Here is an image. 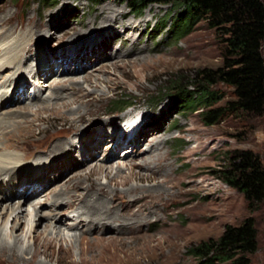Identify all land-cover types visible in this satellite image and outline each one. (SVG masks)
Here are the masks:
<instances>
[{"label":"rangeland","instance_id":"rangeland-1","mask_svg":"<svg viewBox=\"0 0 264 264\" xmlns=\"http://www.w3.org/2000/svg\"><path fill=\"white\" fill-rule=\"evenodd\" d=\"M108 9L118 11L114 21L110 18L105 20L104 11ZM172 9L171 6L153 5L143 15L135 16L123 0H59L57 3L55 0H0V64L6 62L4 54L20 39L24 38L31 49L28 57L23 55L20 59L22 71L15 68L2 72L0 93L6 90L9 94L7 105L1 108L0 104V120L9 112L25 106L31 110V119L40 115L43 119V122L34 123L35 137L30 139L25 151L2 150L1 153L20 157L24 174L38 166L55 169L51 174L52 178L55 177L54 180L44 190L55 187L57 195L64 192V198L74 193L73 184L80 179L85 182V177L102 164L105 169L93 180L97 185L107 187L111 193L117 191L123 194L125 200L113 199L112 196L108 199L122 215L129 205L132 206L135 197L144 194L141 190H150L157 182L132 178L127 186H116L114 182L110 184V180L121 183L130 171L143 176L154 172L155 163L150 155L144 157V154L156 143L150 144L144 140L135 147L126 142L111 157L112 150L105 140V144L97 151H90L95 156L92 159L84 157V161H87L83 163V156L87 151L82 146H77L82 135L106 125L107 122H113L109 129L115 130L116 136L128 138L127 126L136 120L139 123V128L136 129L143 131L147 128L145 135L150 133L152 137H157L156 132H159L160 143L156 149L161 152L165 167L171 169L166 170L169 172L166 175L163 170V174L158 175L161 180L166 176L169 182L167 190L173 195L169 204L147 208L142 212H138L137 205H134L132 213L137 212L136 215L132 216L130 213L131 216L127 218L134 219L133 222L129 221L133 228L122 234L116 232V226H112L111 230L96 226L100 221L95 222L97 224L90 228V232L85 233L83 239H79L82 227L77 232H69L64 227L65 232L61 235L65 240L59 237L50 250L55 255L54 259L48 260L40 255L36 264H59V258L66 259L61 264H199V260L191 253L192 248L211 239L217 240L226 226H239L249 217L256 221L259 247L247 259L249 264H264V202L254 212H250L244 196L219 178L220 172L241 152H252L264 166V115L258 117L235 114L214 126H207L201 111L191 112L174 107L172 94L164 95V87L178 76L190 80L202 70L220 68L226 37L222 32L211 29L207 22L201 21L178 40V33L173 34L171 29L178 18L177 13H174V18L170 16ZM120 13L124 14L123 19ZM127 22L137 24L139 28L123 31L121 23ZM13 29L15 32L12 35H5L10 30L14 31ZM107 40H111L110 45L106 44ZM63 49L70 53L74 49L81 52L83 49L85 52L93 49L96 52L86 56L83 62L76 60V63H72L71 71L75 73L60 76L63 71L60 72L55 67L46 78H35V72L41 69L40 63H44L45 71L49 70L53 64L50 61L53 55L59 57V51ZM117 52L122 54L121 58L115 56L118 55ZM89 74L93 77V84L90 85L85 83L84 78ZM73 77L83 85L81 90L68 91L70 94H64L67 98L62 100L59 96L52 95V83L62 80L66 84ZM96 78L100 79L97 83ZM20 80L24 83L19 82ZM18 82V92L26 93L24 97H20V101H17L18 97L15 98L13 93ZM34 89L38 91L36 99L39 101L31 99L35 94ZM212 89L223 97L219 105L233 98V90L223 84L219 83ZM82 92L88 96H81L77 101L70 99L74 94L82 95ZM119 101H129L133 103V107L120 114L119 111H114V105ZM87 103L92 104V110L85 113L89 119L77 125L80 127L79 131L76 133L70 126H64L59 117L71 116V112L85 107ZM53 104L50 109L38 110L39 107ZM127 123L129 124L126 126ZM109 129L106 127L105 130ZM98 133L101 134V131ZM11 134L12 128L4 133V137L9 139ZM85 136L91 138L89 134ZM58 141L72 144L75 150L64 156L48 157L51 148ZM128 147L133 151L132 154L123 152ZM119 171L120 174L117 173ZM56 177L59 179L56 180ZM3 179L7 183L8 176L4 175ZM39 186L38 182L36 187ZM88 186L85 183V187ZM131 188H139L140 192L129 194ZM82 193L85 194L84 190L79 192ZM17 199V196L7 201L4 199L1 207L16 203ZM40 202H46L42 209ZM73 202L69 198L66 205L61 207L56 205L51 196L49 200L45 196H38L26 202L20 211L22 214L28 211L34 213L37 208L48 218L49 211L60 210L59 212L67 214L66 222H69V218L78 216L77 212L83 205L78 202L77 208L67 212V205L71 206ZM59 212L56 211V214ZM2 222L0 219V225ZM45 224V221L41 223L38 231H44ZM85 225L88 226L89 221ZM11 226V223L7 226L6 239L11 244L15 238L20 239L21 243L16 246V250L24 255L26 263L30 262L35 243L28 227L24 231L17 230L14 238H11ZM44 237L52 238L56 235L48 230ZM158 241L161 242L158 248L142 249L143 245L156 244ZM60 248L66 252L71 251V258L66 252L60 251ZM9 256L0 257V264H12Z\"/></svg>","mask_w":264,"mask_h":264},{"label":"bare ground","instance_id":"bare-ground-1","mask_svg":"<svg viewBox=\"0 0 264 264\" xmlns=\"http://www.w3.org/2000/svg\"><path fill=\"white\" fill-rule=\"evenodd\" d=\"M104 13H105V20L110 18L111 21H114V19L117 18L118 11L113 10V9H108V10H105ZM120 17H121V19H123L124 14L120 13ZM121 25H122L123 31L124 30L133 31V30L139 28V25L132 24L131 22H127L126 24L121 23ZM46 29H47V27H46ZM14 32H15V30L14 31L10 30V32L6 33L5 35H10V34L12 35ZM117 34H115V37H117ZM23 39L16 41L14 43V45L11 46L12 48L9 51L7 50L8 52L6 54H4L5 57L7 58V60L5 63L0 64V79L2 78L1 77L2 72L6 71L8 69H15V68H17L18 70L22 69V64H20V59H22L24 56L28 57V54L31 50L29 44L26 41H24ZM104 39H107V38H104ZM106 44L110 45L111 40H109V42L107 40ZM98 45H99V43H98ZM102 46H104V45H102ZM27 49H29V50L27 51ZM98 49H99V47H98ZM102 49L104 50V48H102ZM88 51L89 52H87V51L85 52L84 49L82 52L78 49H74V52H71V53L68 52V50H66V49L59 51V54H58L59 57H56L55 55H53V57L51 56L52 59L50 61L53 62V64L50 66L49 70L45 71L44 70V67H45L44 63L43 62L40 63L41 69L38 72L37 71L35 72V74H36L35 78H36V76L38 77L39 80L46 78L49 75V73L53 72V69L55 67L59 68L60 72L63 71L62 73H60V76H65L66 74L75 73V72L71 71L70 66L74 62L76 63V60L83 62V60L86 58V56H90V54L93 53L95 50L92 49V50H88ZM118 52H121V51H118ZM118 52H117L118 55H115V56L121 58L122 54H119ZM66 55H68L69 57H67ZM58 60H61V61L58 62ZM23 65H25V64H23ZM29 68H31V67H29ZM74 70L76 71L79 69H74ZM20 71H22V70H20ZM74 78L75 77L69 79L67 81L68 83H66V84L62 83V80H60V81L56 80L57 83L56 82L52 83L50 85V88L54 89V91H53L54 93H52V95H55V97L59 96L60 99L62 100V99L67 98L66 95H64V94H68L69 93L68 91L77 92L78 90H81L83 85L78 80H76ZM84 78H85V83H87L89 85L93 84L92 83L93 77L90 76V74ZM95 80L97 83V81H99L100 79L96 78ZM19 82L24 83V81H22V80H20ZM19 82L15 84V87H14L15 90L13 91V93L15 94L14 97L15 98H16V96L18 97L17 101H20V97H24L26 95V93H24V92L23 93L18 92V89L20 88ZM67 84H69V85H67ZM25 88H27V87H25ZM2 89H4V88H2ZM36 89H34L35 94L31 98L33 100L38 99V96H37L38 91ZM2 91L3 92L0 93L1 108L4 107V105H7V103H8L7 96L9 94L8 91H6V90H2ZM81 94L82 95L74 94L71 96V98L70 97L69 98L71 100L73 99V101H75V100L77 101L78 99L81 98V96L85 97L87 95V94H85V92H82ZM26 99L30 100L28 98H26ZM93 99L96 100L95 97ZM37 101H39V100H37ZM51 106H54V104L39 107L38 110H39V112H40V110H47V109H50ZM1 108H0V110H1ZM89 110H92V104L91 103H87V105L85 107L80 108L79 110H77L75 112H71V116L59 117V119H61L64 122V126L65 125L70 126V128L76 130L75 132L77 133L79 131L78 129H80V127H78L77 125L82 124L89 119L88 118L89 116L87 117L85 114ZM30 112H31V110L29 108H27V106H25L24 108H21L19 110L9 112L6 115L7 117L4 116L0 120V211H1L0 219L3 220L2 224L0 225V257H6L9 254L12 258V261H11L12 264H36L35 261L40 255L44 256L48 260H53L55 255H54V253H50V250L52 248H54V246L56 245V239H58L59 237L61 238V240L64 239V238H62L61 234L62 233L64 234L65 230H67L69 232L70 231L77 232V231H79V228L82 227L81 232L79 231V239H83V237L85 236V233L90 232L89 231L90 228L94 227L97 224V223L95 224V222L100 221V223L96 226L102 227L101 229H103V230L104 229L105 230L106 229L111 230L112 226L113 227L116 226V228H117L116 232H119L120 234H122V233H125L124 232L125 230H129V229L133 228L132 224H129V221L133 222L134 219H127V218H129L131 216L130 213L134 212V210H133L134 205H137L136 207L138 208V212H142V211H145L147 208H155L157 206L159 207L160 205L166 206L167 204H169V202H171L173 195L167 190L168 189L167 184H169L167 177L164 176L162 178V180L160 178H158V175H162L163 173L166 175L169 173V172L167 173V171H166L168 169V167H165L166 163L164 160H162L163 157H162L161 152L159 151L158 148L156 149V146L160 143V137H158L159 132H156L158 134L157 137L156 136L152 137V135H150V133L145 135L144 131L147 128L144 129L143 131H141V129H136V128H139V127H137L139 125V123H137L136 120H134V121H132L133 124H131L130 126H127L129 128V130H128V136L129 137L123 138L120 136H116L115 130L109 129V128H112L111 125L113 122H107L106 125L99 126L100 128L98 127L96 130H90V132H88L87 134L91 135L90 136L91 138H89L88 136H85L87 134H84L81 136L82 140L80 139V141L78 142L79 144L77 146H79V147L82 146V149L84 151H87L85 156H83V163L87 161L88 157H90L92 159L95 156V154L90 153V151L91 150L97 151L98 148H100L101 146H103L105 144V140L109 142V145H110L109 147L112 150L111 154H110L111 157L115 155L116 151L119 148H121L123 145H126L127 143L131 144L135 147H138V145H140V143L144 140L149 142L150 144L156 143L149 150V152L144 154V157L150 155L151 156V157L149 156L150 159H152L153 163H155L156 167H155L154 172H151V174L148 176L147 175L143 176L142 174H135L134 171L133 172L130 171L129 175L127 177H124L122 179L123 181L121 183L116 181V180H113V179L110 180V184L114 182L116 186H120V185L127 186L132 178L139 179V181H156L157 182L156 185L153 186V188L150 190H147V191L141 190V191H143L144 194H142L141 197H138V198L135 197L133 200L132 206L127 205L128 206L126 208L127 211H125L123 209L125 211V214L122 215L120 213V210H118L114 205H112L108 199H109V196H112L113 199L125 200L124 197L122 196L123 194L121 195L117 191H114L111 193L107 187L97 185V183L94 182L95 179L93 180V178L95 176H98L105 169V167H103L102 164H100L99 166L96 167V169L91 171L85 177V182L80 179L75 184L72 185V189L75 191L73 194H71L67 198L68 199L71 198L74 202L71 206L67 205L66 211L67 212L72 211L73 209L77 208L78 202L83 204V205H82V209H79V212H77L78 216L71 218V219L69 218V222H66V220H68V218L66 217L67 214L64 212L63 213L59 212L60 210L59 211L56 210L57 212H59L58 214H56V211L55 212H52L53 210L49 211L47 213L48 218H45L42 215V212L40 210H38L37 208L34 210V213H30L28 211L25 214H22V211H20L22 209V206H24V204L26 202H28L29 200L35 199L38 196H45V198L47 200H49V196H51V199L56 202V205L57 206L60 205L61 207L65 206L67 201H68L67 198L62 197V194H64V192H62L61 194L59 193V195H57L58 192L55 191L56 190L55 187H49L46 190H44L47 187V185H49L51 180L52 181L54 180L55 177L52 178L51 174L53 175V173L55 172V169L50 168V166H47L44 168H42L43 166L42 167L38 166V168H36L33 171H30V172L27 171L29 174L28 173L24 174V168L21 165L22 162L20 161L21 160L20 157H18L17 155H13V154L1 153L2 150H15L17 152L18 151L23 152L28 148L30 139L35 137L34 126H36V124H34V123L43 122L41 115L38 116L37 118L31 119V113ZM6 118H8L9 119L8 121H10V122H8V121L5 122ZM24 124H25V126H22ZM105 126L109 129V131L105 130L106 129ZM11 128L13 129V134L10 135L9 139H6L4 137V133L7 132ZM104 130H105V133H107V136L105 135ZM99 131H101V134L98 133ZM47 134H48V132H47ZM142 134H143V136H142ZM73 150H75V147L72 144L66 143L65 141H58L51 148L49 155L48 154L47 155H48V157L56 158L60 155L64 156V155L70 154L71 151H73ZM123 152H125L126 154H128V153L132 154L133 153V151L131 150L130 147L126 148L125 151H123ZM154 156H155V158H154ZM84 157L87 158L85 161H84ZM42 159L44 160L45 158H42ZM154 159H157V160L154 161ZM146 163L147 162H145L144 164L146 165ZM147 166H148V164H147ZM162 170H163V173L161 174ZM168 170H171V169L169 168ZM117 173L120 174L121 172L119 171ZM4 175L8 176L7 183L5 182V179H3ZM48 176H50L51 178ZM57 179H59V178L56 177V180ZM38 182L40 183V186L36 187ZM85 183H88L89 186L85 187ZM181 184H183V183H181ZM83 190H84L85 194L84 193L79 194V192L83 191ZM4 192H8V193L5 194V196H4V195H2ZM53 192H55V193H53ZM138 192H140L139 188H131L128 191L129 194H134V193H138ZM15 196L18 197L16 203H13V204L10 203V204L5 205L3 208L1 207V203L3 201H5L4 199H6V201H7V199H11ZM69 202H72V201H69ZM44 203H46V202H40L39 203L41 209L44 207V205H45ZM136 213L137 212L132 213V216H135ZM31 215H33V219L30 220ZM150 219H152V218H150ZM44 221L46 222V224L43 226L44 231H42V232H41V230L38 231V228L40 227L41 223H43ZM86 221H89L88 226L85 225ZM10 223L12 225L11 229H10L11 238H14V236H13L14 232H16L17 230L24 231L25 228L28 227V229H29L28 231L31 234L30 237L33 239V241L35 243V251H34V254L32 256V260L30 262L26 263L24 255H22V253H20L19 251L16 250V246L21 243L20 239L15 238L13 244L9 243L8 240L6 239L7 236H6L5 232H6L7 226ZM64 227H65V230H63ZM48 230L51 231L52 235L55 234L56 237H52V238L44 237L45 232H47ZM55 231H57V232H55ZM114 231H115V229H114ZM137 233L140 234V232H137ZM130 239H131V237H130ZM160 245H161V242H159V241L156 244L155 243H147V244L143 245L142 249H145V250L156 249ZM60 251H62L64 253L66 252L63 248H60ZM66 253L69 256V258H71V251H67ZM65 261H66V259L59 258L58 263L61 264Z\"/></svg>","mask_w":264,"mask_h":264},{"label":"trees","instance_id":"trees-1","mask_svg":"<svg viewBox=\"0 0 264 264\" xmlns=\"http://www.w3.org/2000/svg\"><path fill=\"white\" fill-rule=\"evenodd\" d=\"M123 1L135 16L143 15L153 5L171 6L170 16L174 18L177 13L178 17L171 26L178 40L201 21L226 37L220 68L202 70L190 80L178 76L164 87V95L172 94L174 107L201 111L207 126L235 114L264 115V0ZM219 83L233 90L232 100L222 105L223 97L212 89ZM132 107L129 101H119L114 111L121 114ZM220 173L227 186L244 196L250 212L264 202V166L252 152L236 155ZM258 236L256 221L249 217L239 226H226L217 240L203 242L191 253L199 264H249L247 257L258 251Z\"/></svg>","mask_w":264,"mask_h":264}]
</instances>
